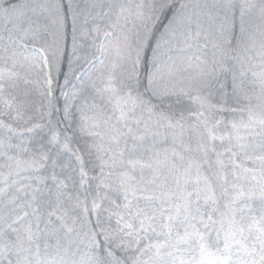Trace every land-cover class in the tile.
Instances as JSON below:
<instances>
[{"label": "snow or ice", "instance_id": "6c2138e0", "mask_svg": "<svg viewBox=\"0 0 264 264\" xmlns=\"http://www.w3.org/2000/svg\"><path fill=\"white\" fill-rule=\"evenodd\" d=\"M0 264H264V0H0Z\"/></svg>", "mask_w": 264, "mask_h": 264}]
</instances>
